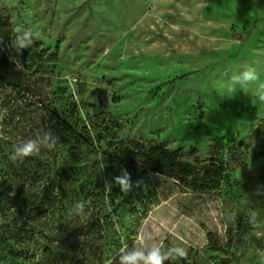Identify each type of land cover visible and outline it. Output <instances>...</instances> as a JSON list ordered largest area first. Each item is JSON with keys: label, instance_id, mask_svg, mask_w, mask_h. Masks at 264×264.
Segmentation results:
<instances>
[{"label": "rangeland", "instance_id": "374dc122", "mask_svg": "<svg viewBox=\"0 0 264 264\" xmlns=\"http://www.w3.org/2000/svg\"><path fill=\"white\" fill-rule=\"evenodd\" d=\"M171 2L0 0V27L33 90L78 130L109 125L116 143L163 146L190 165L215 150L230 186L194 194L151 176L114 206L60 212L44 169L56 127L29 95L0 90V168L15 183L14 206H0V264H121L154 248L163 264H264V0H205L220 24L202 31L218 42L204 63L185 61L203 37L177 28ZM250 70L258 79H243ZM28 140L40 151L11 159Z\"/></svg>", "mask_w": 264, "mask_h": 264}, {"label": "trees", "instance_id": "16d2710c", "mask_svg": "<svg viewBox=\"0 0 264 264\" xmlns=\"http://www.w3.org/2000/svg\"><path fill=\"white\" fill-rule=\"evenodd\" d=\"M18 61L16 45L9 32L0 27V90L29 95L39 108L45 107L50 122L56 127L57 142L50 145H54L53 149L59 148L58 155L51 150L49 153L58 158L44 168L50 178L45 185L49 206H60V212L72 211L81 205L114 206L124 196L122 186L116 181L117 178L123 179L125 173L128 182L144 183L151 176H159L194 194L221 195L224 188L230 186L227 163L215 150L209 160L190 165L182 161L178 152L163 146L147 148L134 141L116 143L113 138L117 131L109 125L93 126L92 132L86 126L78 130L56 113L49 99L47 102L40 99L30 86L26 72L19 70ZM103 176L109 183L116 184L109 192L102 184ZM14 185L12 173L0 168V206H14Z\"/></svg>", "mask_w": 264, "mask_h": 264}, {"label": "crops", "instance_id": "0c3cea01", "mask_svg": "<svg viewBox=\"0 0 264 264\" xmlns=\"http://www.w3.org/2000/svg\"><path fill=\"white\" fill-rule=\"evenodd\" d=\"M205 0H172L171 7L174 12H176V16H172V18L176 19V22L174 23L177 25V28H183L184 25L189 28L193 29L195 32L198 33V36L203 37V43L199 48H194L193 49V54L188 55V57L185 61L188 63H191L192 59H198V60H204L203 63L206 61L207 57H209L210 52L206 53L205 50L206 48L204 47L205 44H207V48L210 47V44H217L218 42L216 41H207L205 40V35L202 33L204 28H217L219 26V21L218 19L220 18H212L207 15V9L205 7ZM188 34L193 35L191 32H187ZM195 36V35H194ZM198 39V38H197ZM210 50V49H208ZM206 50V51H208ZM205 52V53H204ZM181 58V57H179ZM208 60V59H207Z\"/></svg>", "mask_w": 264, "mask_h": 264}, {"label": "clouds", "instance_id": "9594fccd", "mask_svg": "<svg viewBox=\"0 0 264 264\" xmlns=\"http://www.w3.org/2000/svg\"><path fill=\"white\" fill-rule=\"evenodd\" d=\"M19 31V29H17ZM30 35L29 33H25V36ZM30 42V41H29ZM27 45L21 41L20 47H26ZM243 79L246 81H253L258 79L255 70H250L244 73ZM261 99L264 100V96H261ZM54 145H48L49 148ZM40 151L35 140H28L23 143L22 146L14 147V152L11 155V159L16 160L17 158H24L31 155H34ZM119 185L122 186L123 191H127L129 187L128 176L125 173V177L123 179L117 178L116 181ZM82 207V206H80ZM179 257L186 256V252L183 248L176 247L172 249ZM166 257L163 256L158 248L152 249L147 255H145L142 251H134L132 253L121 255V264H163V261ZM107 264H111V260L107 261Z\"/></svg>", "mask_w": 264, "mask_h": 264}]
</instances>
